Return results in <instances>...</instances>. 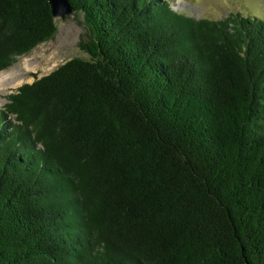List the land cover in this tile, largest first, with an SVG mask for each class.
Segmentation results:
<instances>
[{
    "label": "trees",
    "instance_id": "obj_1",
    "mask_svg": "<svg viewBox=\"0 0 264 264\" xmlns=\"http://www.w3.org/2000/svg\"><path fill=\"white\" fill-rule=\"evenodd\" d=\"M69 2L89 57L0 111V264H264V19ZM56 32L0 0V72Z\"/></svg>",
    "mask_w": 264,
    "mask_h": 264
},
{
    "label": "rangeland",
    "instance_id": "obj_2",
    "mask_svg": "<svg viewBox=\"0 0 264 264\" xmlns=\"http://www.w3.org/2000/svg\"><path fill=\"white\" fill-rule=\"evenodd\" d=\"M171 7L195 18L225 19L231 13L257 16L264 19V0H168ZM57 32L53 38L42 42L31 52L20 56L8 69L3 70L0 81V111L8 101V95L25 83L46 75L74 56L88 58L79 47L80 39H86L81 17L70 15L56 18ZM0 72V73H1ZM14 120V115H9Z\"/></svg>",
    "mask_w": 264,
    "mask_h": 264
},
{
    "label": "water",
    "instance_id": "obj_3",
    "mask_svg": "<svg viewBox=\"0 0 264 264\" xmlns=\"http://www.w3.org/2000/svg\"><path fill=\"white\" fill-rule=\"evenodd\" d=\"M48 2L55 20L56 18L64 19L67 16L74 15V8L69 0H48Z\"/></svg>",
    "mask_w": 264,
    "mask_h": 264
},
{
    "label": "bare ground",
    "instance_id": "obj_4",
    "mask_svg": "<svg viewBox=\"0 0 264 264\" xmlns=\"http://www.w3.org/2000/svg\"><path fill=\"white\" fill-rule=\"evenodd\" d=\"M3 76H4V72H1V73H0V81H1V80L4 81Z\"/></svg>",
    "mask_w": 264,
    "mask_h": 264
}]
</instances>
